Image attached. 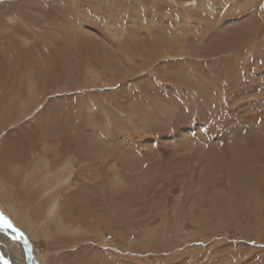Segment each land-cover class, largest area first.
I'll list each match as a JSON object with an SVG mask.
<instances>
[{
  "label": "rangeland",
  "instance_id": "obj_1",
  "mask_svg": "<svg viewBox=\"0 0 264 264\" xmlns=\"http://www.w3.org/2000/svg\"><path fill=\"white\" fill-rule=\"evenodd\" d=\"M263 41L264 0H0L4 243L9 220L26 264H264Z\"/></svg>",
  "mask_w": 264,
  "mask_h": 264
},
{
  "label": "bare ground",
  "instance_id": "obj_2",
  "mask_svg": "<svg viewBox=\"0 0 264 264\" xmlns=\"http://www.w3.org/2000/svg\"><path fill=\"white\" fill-rule=\"evenodd\" d=\"M56 37V36H55ZM51 40V39H50ZM53 41V40H52ZM264 42V41H263ZM262 48V47H261ZM260 44H258V45H256L253 49L254 50H258V54H261V53H259V51H260ZM251 52H253V50L251 51ZM52 53V52H51ZM27 55V54H26ZM27 59H28V57H27ZM4 61V60H3ZM26 61V60H25ZM23 62V61H22ZM56 62V61H55ZM2 65V64H1ZM7 67V66H6ZM244 67V66H243ZM225 69V68H224ZM25 73V72H24ZM7 74V73H6ZM9 74V73H8ZM22 74V73H21ZM18 75V74H17ZM5 77V76H4ZM14 81V80H13ZM221 81V80H220ZM193 86H195V85H193ZM34 87V86H33ZM32 88V87H31ZM34 89V88H33ZM35 91V90H34ZM5 92H6V90H5ZM2 91L0 90V108L1 107H4L5 106V108H6V106H7V103H8V100L9 99H7V98H2L1 99V96H2ZM5 94V93H4ZM195 94V93H194ZM258 95H260V94H258ZM10 97V96H9ZM11 98V97H10ZM237 98V97H236ZM12 100H13V98H11ZM18 99H20V97L18 98ZM239 99V98H238ZM211 105V104H210ZM1 110V109H0ZM5 111H6V109H5ZM1 113H3V112H1ZM2 115V114H1ZM245 117V116H244ZM247 117V116H246ZM256 117V116H255ZM7 118V116H1L0 117V131H2V132H4V130L7 128V123L8 122H10V120H5ZM257 118V117H256ZM243 127V126H242ZM263 128V127H262ZM237 129V128H236ZM245 129V128H244ZM243 129V130H244ZM264 130V129H263ZM257 131V130H256ZM260 131V130H259ZM261 132V131H260ZM264 132V131H263ZM237 133H239V132H237ZM7 135H12V136H14L15 135V133H14V135L13 134H6L5 135V138H6V136ZM17 135V134H16ZM15 135V136H16ZM245 135V134H244ZM260 135V134H259ZM258 135V136H259ZM10 136H8V137H10ZM261 136V135H260ZM21 137V136H20ZM251 137H253V136H251ZM4 138V139H5ZM14 138V137H13ZM245 138V137H244ZM21 139V138H20ZM19 139V140H20ZM255 139H257V138H255ZM5 140H7V139H5ZM18 140V139H17ZM252 140H253V138H252ZM251 140V141H252ZM259 140H260V138H259ZM261 140H263V138H261ZM257 141V140H256ZM253 142V141H252ZM18 143V142H17ZM245 144V145H244ZM243 145L245 146V148H246V150H248V152H246V153H249V151H251V152H253V154H254V158L253 159H262L263 158V154H262V152H261V149H262V147L264 146V144H263V146H262V144L261 143H258V144H261V147H260V149L259 148H254V147H252L251 145H250V141H247L246 143H244ZM252 144V143H251ZM255 144V143H254ZM242 145V146H243ZM253 145V144H252ZM256 145V144H255ZM7 146H9L8 144H6V142L5 141H2L1 143H0V172H3L2 173V178H4L5 177V182L7 181V182H9L10 183V187L11 186H14V185H16L18 182H19V179H21L20 177H22L21 175H23V174H21V175H19V176H16V177H14L13 178V180L11 181L10 180V174L12 173L11 172V162H13V157H17L16 156V148L15 147H12L13 148V150L11 151V146H10V151H5V148L7 147ZM234 146V145H233ZM21 147H22V145H21ZM257 147H258V145H257ZM27 148L28 147H26V150H27ZM242 148V147H241ZM244 148V149H245ZM252 148H254V149H252ZM19 151V150H18ZM236 151H238V149L236 150ZM241 151H243V149H241ZM23 152V151H22ZM243 152H245V151H243ZM250 154V153H249ZM23 155V154H22ZM22 155H20V157L22 156ZM24 156V155H23ZM224 156V155H223ZM247 159V158H246ZM252 159V160H253ZM251 161V160H250ZM249 161V162H250ZM254 161H256V160H254ZM242 162H243V160H242ZM254 164V163H253ZM221 168V167H220ZM220 174H222V173H220ZM13 175V174H12ZM7 179V180H6ZM4 180V179H3ZM30 182V181H29ZM2 183L5 185V183H4V181H2ZM20 183H21V181H20ZM2 184V185H3ZM7 184V183H6ZM25 184V183H24ZM18 185V184H17ZM20 185V184H19ZM27 185V184H26ZM3 187H5V186H3ZM7 187H8V185H7ZM17 188V187H16ZM25 188V187H24ZM27 188H29V187H27ZM20 189H22V188H20ZM9 190V189H8ZM7 190V191H8ZM12 190V189H11ZM3 192V191H2ZM23 192V191H22ZM5 195H7L5 192H3ZM13 193V192H12ZM24 193V192H23ZM26 195H28V194H26ZM13 196H14V194H13ZM7 197H8V195H7ZM39 200V199H38ZM9 202H11L10 201V198H9ZM29 203H31V202H28L27 200H25V204L26 205H29ZM35 208V207H34ZM1 214V213H0ZM31 215H32V217L33 218H36V219H38V213H37V211L36 210H33L32 212H31ZM2 218V217H1ZM3 220V219H2ZM6 220H7V218H6ZM9 223H10V225H9V227L12 229L11 231H10V233H8V240L9 241H14L15 239H19L23 244H22V246H21V244L19 243L18 244V242L16 243L15 242V244H12V243H10L7 239H6V241H7V243H4V237H3V235H0V242H1V244L3 243L4 245L2 246V248H5V249H7V251H5L4 252V254H2L1 256H2V258H3V260L5 261V256L6 257H8L9 255H11V260H12V264H16L18 261L20 262H22V264L25 262V261H22L23 259H24V255H23V253H22V251H20V249H23L24 250V247H26L25 245H27V247L29 248V244H28V240L27 239H25V235H24V233H22L21 231H19V230H17V228L15 227V223L13 224V223H11L9 220H7ZM6 221V222H7ZM71 221V220H70ZM6 224V223H5ZM3 226V225H2ZM8 227V228H9ZM17 227H19V226H17ZM1 232V231H0ZM6 232V231H5ZM2 233H3V231H2ZM7 234V233H6ZM53 235H57V233H54ZM21 237V238H20ZM62 238H64V239H59V242H62V243H65V245L66 244H68V245H70V242L71 243H79L78 241H76V240H78L77 238H74V240H71L72 238H69L68 236H66L65 234H63L62 233ZM12 247H15L16 249H14V248H12ZM17 247H18V249H17ZM26 247V248H27ZM64 248H66V247H64ZM30 249V248H29ZM28 249V250H29ZM16 252H17V255H18V259H16L14 256H15V254H16ZM69 252V251H68ZM82 252H83V254L81 253V254H75L74 255V264H98L95 260H89V261H87V262H84V250H82ZM27 253H28V251H27ZM64 253V256H61V259H60V261H58V263H61V260H63V259H65L66 260V258L67 257H65V255H68L67 254V252H63ZM70 254V253H69ZM29 255V254H28ZM71 256V255H70ZM69 256V257H70ZM22 257V258H21ZM75 257L76 258H80V262H78L77 261V259H75ZM81 257H83V260H81ZM70 259H71V257H70ZM2 260V261H3ZM32 260H33V264L34 263H38L39 264V260H35V258L34 257H32ZM67 260H69V259H67ZM1 261V259H0V263L1 264H4L3 262ZM26 261H27V259H26ZM31 261V260H30ZM18 262V263H19ZM67 262H69V261H67ZM70 263V262H69ZM24 264H26V262L24 263ZM27 264H28V261H27ZM30 264V263H29Z\"/></svg>",
  "mask_w": 264,
  "mask_h": 264
}]
</instances>
